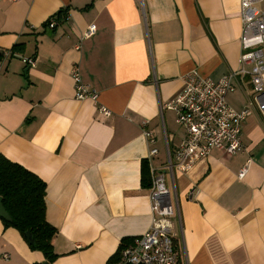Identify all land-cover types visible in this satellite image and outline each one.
Masks as SVG:
<instances>
[{
  "label": "crops",
  "instance_id": "obj_1",
  "mask_svg": "<svg viewBox=\"0 0 264 264\" xmlns=\"http://www.w3.org/2000/svg\"><path fill=\"white\" fill-rule=\"evenodd\" d=\"M239 10L240 0H0V50L36 60L27 67L12 58L0 70V157L45 184V219L57 231L52 264H113L121 246L149 230L143 165L164 168L186 138L164 106L188 73L217 83L239 69ZM91 25L95 34L83 39ZM74 65L110 117L91 100H75ZM232 83L226 103L240 112L254 98L251 79ZM145 132L158 151L150 161ZM241 143L234 156L213 149L188 173L166 174L178 264H264L257 105ZM1 219L0 264H43Z\"/></svg>",
  "mask_w": 264,
  "mask_h": 264
},
{
  "label": "built area",
  "instance_id": "obj_2",
  "mask_svg": "<svg viewBox=\"0 0 264 264\" xmlns=\"http://www.w3.org/2000/svg\"><path fill=\"white\" fill-rule=\"evenodd\" d=\"M19 2L22 0H6ZM242 33L240 38L239 69L229 73L219 82L200 77L196 72L182 78L184 88L165 109L174 112L176 123L186 132V138L173 154H168V164L162 169L150 168L151 188L149 191L151 225L149 230L132 243L121 246L113 264H178L174 233L175 210L171 201L166 174L173 171L188 173L194 164L207 158L213 149L226 156H234L243 150L242 128L254 106L264 112V0H240ZM56 25L52 20L49 27ZM96 27L91 25L83 39L93 36ZM79 49V48H77ZM19 58L27 67L36 64L35 58L18 57L12 50H0V70L5 61ZM249 76L254 98L247 99V106L240 112L230 108L226 96L235 91L232 81L237 77ZM76 101L91 100L98 105V114L110 117V111L98 103L99 95L81 79L78 65L71 69ZM151 149L148 161L158 155L153 148L155 139L144 134ZM250 161L238 174L243 179ZM194 191L189 193L193 197Z\"/></svg>",
  "mask_w": 264,
  "mask_h": 264
},
{
  "label": "trees",
  "instance_id": "obj_3",
  "mask_svg": "<svg viewBox=\"0 0 264 264\" xmlns=\"http://www.w3.org/2000/svg\"><path fill=\"white\" fill-rule=\"evenodd\" d=\"M142 185L151 188L146 163L142 169ZM45 189V184L37 176L0 157V198L11 222L1 220L7 227L17 230L31 250L43 255V264H52L57 258L52 246L57 231L45 219ZM27 233L32 243L28 242Z\"/></svg>",
  "mask_w": 264,
  "mask_h": 264
},
{
  "label": "water",
  "instance_id": "obj_4",
  "mask_svg": "<svg viewBox=\"0 0 264 264\" xmlns=\"http://www.w3.org/2000/svg\"><path fill=\"white\" fill-rule=\"evenodd\" d=\"M0 218H2L6 222H11L10 216L7 214V212L5 211V209L3 207L1 198H0ZM26 238H27L29 243L33 242L30 234L27 233Z\"/></svg>",
  "mask_w": 264,
  "mask_h": 264
}]
</instances>
